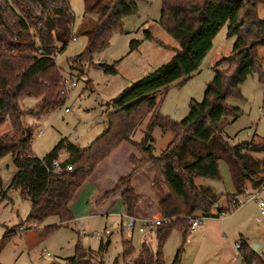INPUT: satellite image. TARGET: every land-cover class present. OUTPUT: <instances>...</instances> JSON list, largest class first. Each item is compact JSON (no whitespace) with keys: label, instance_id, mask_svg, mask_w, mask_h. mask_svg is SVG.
Here are the masks:
<instances>
[{"label":"trees","instance_id":"obj_1","mask_svg":"<svg viewBox=\"0 0 264 264\" xmlns=\"http://www.w3.org/2000/svg\"><path fill=\"white\" fill-rule=\"evenodd\" d=\"M137 4L138 0H106L93 28L84 33L87 47L77 59L102 52L113 35L122 31L123 20L136 13ZM261 5L264 0H163L159 26L179 45L171 61L133 83L114 102L107 130L87 149L61 142L39 159L29 156L33 132L22 122L25 115L19 101L25 97L37 99L35 110L39 116L62 106L58 98L60 71L55 58L73 37V16L68 0H0V127L9 120L12 128V134L0 135V159L12 155L17 173L9 189L18 190L23 199H30L32 203L26 223L39 226L53 216L59 219L60 226L72 221L69 206L75 194L97 166L124 142L136 147L140 158L130 157L132 172L120 178L100 201L122 189L124 215L135 217L139 200L131 182L140 170L152 166L155 168L152 186L161 191L160 176L169 192L161 195L158 204L162 217L169 222L155 227V252L144 243L135 255L130 242L122 241L123 264H163L162 249L171 230L178 228L185 234L188 217L197 213L208 215L212 209L220 217L232 212V204L245 196L247 184L254 190L261 188L264 165L254 154H264V145L246 142L233 145L224 137L227 118L239 115L227 100L239 96L240 86L256 71L264 86V70L257 56V48H264V19L257 14ZM225 25H228V37L236 40L231 56L214 66L215 77L207 86L202 102L191 101L187 117L179 123L156 114L160 90L178 81L183 83L198 73L214 38ZM144 34L146 40L156 41L149 31ZM138 45L132 42L131 51ZM226 63L228 68L222 70ZM101 68L107 75L116 74L114 67ZM152 112L142 141L134 143L131 136L136 127L143 116ZM153 127L173 134L159 157L153 154ZM62 151L68 155L62 167L69 165L74 170L53 174L50 167ZM220 161L228 165L236 192L226 196L230 207H220L214 191L200 190L194 183L195 178L220 180ZM0 197L2 201L8 197L1 179ZM60 226L45 228V235ZM10 239L6 233L1 242L5 245ZM238 243L244 264L260 262L259 255L253 254L246 242L239 240ZM103 251L100 248L99 255L93 256L77 247L66 264H105ZM179 255L180 251L173 264H178Z\"/></svg>","mask_w":264,"mask_h":264},{"label":"rangeland","instance_id":"obj_2","mask_svg":"<svg viewBox=\"0 0 264 264\" xmlns=\"http://www.w3.org/2000/svg\"><path fill=\"white\" fill-rule=\"evenodd\" d=\"M105 1L68 0L73 16L72 39L75 38V41L71 39L67 48L55 58L60 71L58 98L63 102L62 106L39 116L35 110L37 99L25 97L19 101L25 115L22 122L33 132L29 149L31 157L41 159L61 142L80 150L87 149L107 130L109 115L114 112V102L133 83L171 61L175 55L174 49L179 48L159 26L163 0H138L136 13L123 20L122 31L113 35L102 52L90 58L77 59L87 47V36L84 33L93 28ZM257 14L260 19H264V5L258 7ZM227 30L228 25H225L218 32L198 73L183 83L178 81L160 90L156 114L179 123L187 117L191 101L202 102L207 86L215 77L214 66L231 56L236 38H229ZM146 31L163 46L156 41L146 40ZM132 42L139 43L133 51ZM257 56L264 70L263 47L257 48ZM101 66L114 67L116 74H105ZM227 68V63L221 67L222 70ZM72 83H76L75 88H71ZM239 93V96L227 100V104L238 110L239 115L237 118H227L224 137L233 145L245 142L264 145V86L259 82L257 71L240 86ZM152 114L143 116L131 141L137 144L142 141ZM2 134H12L9 120L0 127ZM151 137L153 154L159 157L169 146L173 134L153 127ZM131 156L140 158L136 147L124 142L103 160L70 203L73 220L61 226L55 216L49 217L39 226L26 223L32 203L30 199H23L18 190L9 189L17 169L11 154L2 157L0 179L8 197L3 201L0 197V264H66L75 255L77 247L93 256L99 255L100 248H103L101 255L105 264H114L115 260L117 264H123L122 241L130 242L135 255H138L144 243L155 252V228L144 229L143 233H139L138 229L142 225L137 224L130 237L122 231V224L127 222L122 203L116 197L107 201L120 190L100 201L120 178L132 172L133 167L129 162ZM254 157L263 161L264 165V154L256 153ZM67 159L65 151L59 153L58 161L65 162ZM219 171L220 180L195 178L194 183L200 190L210 188L214 191L218 203L225 207L229 201L226 194L233 193L234 188L229 168L224 161L219 163ZM135 177L131 186L140 199L138 207L142 215L146 214L147 219L163 218L158 201L161 195L169 194L163 178L158 177L161 188L158 192L152 186L154 167L140 170ZM255 195L257 198L251 199ZM245 198L249 201L225 215L223 220L218 217L215 209L208 215H193L202 218V225L192 234L187 230L183 234L178 228L171 230L162 249L163 264H173L178 251V264H238L242 259L236 249L239 240L246 242L250 248L252 242L262 244L263 248L258 254L260 262L254 264H264V217L259 216L257 203L258 200L264 202V187L256 191L248 186L245 196L239 199L245 201ZM227 206L230 207L231 202ZM185 224L188 228V218ZM49 226L60 227L46 236L44 229ZM99 231H108L111 235L95 239L93 235ZM6 233L11 239L3 245L1 240Z\"/></svg>","mask_w":264,"mask_h":264},{"label":"built area","instance_id":"obj_3","mask_svg":"<svg viewBox=\"0 0 264 264\" xmlns=\"http://www.w3.org/2000/svg\"><path fill=\"white\" fill-rule=\"evenodd\" d=\"M72 40L75 41V38H73ZM75 87H76V83H72L71 88H75ZM62 95H63V93H62ZM64 111L68 112V109H65ZM263 123H264V119H263ZM62 164H63V162L55 160L54 162H52V165L50 167V172L53 174H58V173H62V172H64V173H72L73 172V169L71 166L65 165L64 167H62ZM256 198L257 197L255 195L251 199H256ZM237 201H238L237 204H235V203L232 204V207H231L232 211H236L238 208L243 206L247 201H249V199L245 198V201L238 199ZM257 203H258V208H259V215H260V217H264V202L258 200ZM227 214L228 213H224V214L220 215L219 218H221V220H223L225 218V215H227ZM126 220H127V222L122 224L121 229L123 232L127 233V235L129 237L134 232L137 224L142 225L138 229V232L143 233L144 229H153L157 226H160L161 224H166L169 222L168 220H165L164 218L140 219V218H136V217H126ZM201 225H202V218L196 217V216L188 217L187 231L190 234L194 233ZM110 235H111V233L108 231H99V232L95 233L93 235V237L95 239H101L103 236L107 237ZM236 249L238 251V254L240 256H242V253L240 252L238 244L236 245ZM47 256H49L48 253H47Z\"/></svg>","mask_w":264,"mask_h":264},{"label":"crops","instance_id":"obj_4","mask_svg":"<svg viewBox=\"0 0 264 264\" xmlns=\"http://www.w3.org/2000/svg\"><path fill=\"white\" fill-rule=\"evenodd\" d=\"M221 162V161H220ZM219 162V163H220ZM228 166V165H227ZM229 168V167H228ZM229 173H230V171H229ZM93 174V173H92ZM92 176V175H91ZM91 176L89 177V178H91ZM231 176V175H230ZM136 178V177H135ZM232 180V179H231ZM250 187V189L251 190H254V189H252L251 188V185L250 184H247L246 185V190H247V187ZM264 187V184L261 186V188H259V189H257L256 191H258V190H261L262 188ZM81 188V187H80ZM234 188V187H233ZM78 192V191H77ZM123 192V190L121 189L120 191H119V193H117V194H115V195H113L112 197H110V199H108L107 201H110V200H112L113 198H117L118 200H120V202L122 203V200H121V193ZM215 195H216V193H214ZM236 194V192H235V190H234V192L233 193H230V194H226V195H235ZM137 198H138V200H140L139 199V197L137 196ZM160 201V200H159ZM159 201H158V204H159ZM218 205L220 206V207H224V206H221L220 205V203H218ZM228 205V202L226 203V206ZM225 206V207H226ZM69 208H70V206H69ZM122 208H123V214H125V209H124V206H123V203H122ZM142 210H141V208L140 207H137V209H136V213H135V217L136 218H140V219H147L146 217V214H144V215H142V212H141ZM142 215V217L143 218H141L140 216ZM125 216V215H124ZM260 216V215H259ZM262 218V217H261ZM257 221H259L260 222V220L259 219H257ZM200 228V227H199ZM261 252V251H260ZM259 254V253H258ZM238 264H244V262H243V260L241 259V262H239Z\"/></svg>","mask_w":264,"mask_h":264},{"label":"water","instance_id":"obj_5","mask_svg":"<svg viewBox=\"0 0 264 264\" xmlns=\"http://www.w3.org/2000/svg\"><path fill=\"white\" fill-rule=\"evenodd\" d=\"M262 248H263L262 244L258 242L251 243V251L253 254H258L262 250Z\"/></svg>","mask_w":264,"mask_h":264}]
</instances>
